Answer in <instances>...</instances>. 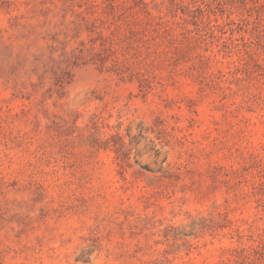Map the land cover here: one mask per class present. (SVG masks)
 Here are the masks:
<instances>
[{"label":"rangeland","instance_id":"obj_1","mask_svg":"<svg viewBox=\"0 0 264 264\" xmlns=\"http://www.w3.org/2000/svg\"><path fill=\"white\" fill-rule=\"evenodd\" d=\"M0 264H264V0H0Z\"/></svg>","mask_w":264,"mask_h":264}]
</instances>
